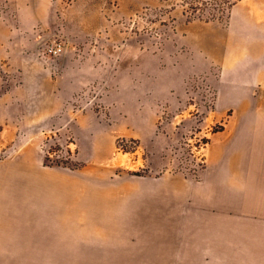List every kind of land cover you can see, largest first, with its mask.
Returning a JSON list of instances; mask_svg holds the SVG:
<instances>
[{"label": "crops", "instance_id": "0c3cea01", "mask_svg": "<svg viewBox=\"0 0 264 264\" xmlns=\"http://www.w3.org/2000/svg\"><path fill=\"white\" fill-rule=\"evenodd\" d=\"M8 1L14 19L0 23V59L5 60L8 73L6 80L0 77V128L6 132H34L48 126L66 100L99 80L106 86L103 102L110 120L100 121L92 112L81 114L71 125L79 143L93 142L94 133L110 132L137 140L157 155L161 153V149L154 151L160 146L156 132L160 111L175 108L185 78L208 74L215 64H224L222 77L211 81L216 91L215 112L254 115L249 112L253 92L264 81V18L240 2L232 7L226 27L186 24L181 13L177 14L174 31L162 51L155 52L151 41L142 44L141 35L128 33L118 23L145 7H162L160 0H117L114 11L104 0H74L62 12L66 34L78 44L87 37L107 36L109 42L85 46V59L67 51L58 62L59 74L52 78L35 56L37 44L31 31L57 27L58 3ZM126 36L129 39L123 48H111V43H120ZM18 117L22 122L16 124ZM224 148L230 150L224 152ZM210 170V188L200 190L161 187L80 192L75 188L78 178L45 174L47 184L61 183L57 186L67 189L55 196L45 194L44 205L49 208L40 209L37 219L59 214L64 208L72 216L45 221L87 223L41 225L83 230L78 236L55 239L42 232L40 242L49 239L48 244L54 245L49 251L57 255L68 248L81 249L78 255L53 257L81 264H190L202 260L209 236L214 244L237 246L233 264H264V124L235 127L223 143H216ZM19 192L9 190L10 197ZM54 205L59 208L54 210ZM28 209L23 210V222L36 218L32 219ZM130 229L140 230V236L144 233L147 242L141 243L139 237L140 242L129 244L124 231ZM62 243L69 246L62 250L55 246ZM238 246H244L245 253L239 254Z\"/></svg>", "mask_w": 264, "mask_h": 264}, {"label": "rangeland", "instance_id": "374dc122", "mask_svg": "<svg viewBox=\"0 0 264 264\" xmlns=\"http://www.w3.org/2000/svg\"><path fill=\"white\" fill-rule=\"evenodd\" d=\"M58 3L59 24L54 30L33 28L31 35L36 41L35 56L52 78L60 72L54 62V68L46 67L38 55L41 46L48 45L57 39L64 44V56L72 50L80 59H85L84 51L88 44L96 47L109 42V38H85L78 44L64 30L62 12L70 5H64L63 0H51ZM107 3V0H104ZM109 9L114 11L118 7ZM162 7H145L134 16L119 21L128 33L140 40L151 41L155 52H161L164 42L174 31L177 24V14L181 13L183 21L188 23H216L226 27L230 20L232 7L240 2L249 8L250 13L264 18V0H160ZM14 19L8 0H0V23ZM129 37L120 43H111L113 50L123 48ZM150 44V43H149ZM145 47V46H144ZM149 49V48H147ZM61 56V57H62ZM60 57V58H61ZM5 60L0 59V77L6 80L8 73ZM224 64H215L208 74L189 76L183 81V92L174 109L160 111L156 132L160 146L152 155L139 141L116 137L113 133L92 134L93 142L79 143L71 130V125L85 112L96 114L100 121L110 120L108 108L104 105L106 94L104 82L96 80L83 87L81 91L65 101L62 110L52 119L51 124L37 131L17 129L6 132L0 128V264H81L82 262L54 259L62 255H78L81 249H65L68 244L55 245L60 250H54L49 245V239L40 242L41 233L50 235V239L67 238L80 235L83 229L59 230L42 228L41 225L52 224H85L77 220L45 221L56 218L70 217L72 214L62 208L59 214L42 215L37 219L41 210H45L44 195L55 196L67 187L57 183L54 186L46 183L45 174H61L70 178H78L75 186L77 191L85 189H209L210 154L216 143H223L235 127L243 125L264 124V81L253 92L250 108L254 115L241 116L236 110L228 111L220 116L215 112L216 91L211 85L213 79H220ZM16 86L18 79H15ZM260 113V115H257ZM16 124L22 118L15 119ZM18 128V127H17ZM107 135L109 137H107ZM81 144V145H80ZM83 145V146H82ZM230 148H224L228 152ZM178 185H177V182ZM170 182V185H165ZM48 187L38 191L36 188ZM20 190L10 197L9 190ZM132 199V198H126ZM24 204H26L24 206ZM29 208L31 222H23V210ZM49 208V207H46ZM56 210L57 206H52ZM79 211H83L80 210ZM88 214H86L87 218ZM80 217V216H79ZM44 219V220H42ZM24 227H30L29 232ZM42 230H38V229ZM98 232L99 230H95ZM113 231V230H112ZM25 232V233H24ZM129 237L128 243L140 242L145 244L144 233L140 230H125ZM164 234L166 230H163ZM94 233V232H92ZM86 234V233H85ZM165 236V235H164ZM140 237V238H139ZM207 245L202 253V260L190 264H233L236 259V248L231 244H214L212 237H207ZM239 254L246 251L244 246H238ZM234 249V253H232ZM245 249V250H244ZM243 252V253H242Z\"/></svg>", "mask_w": 264, "mask_h": 264}, {"label": "built area", "instance_id": "2783aa9c", "mask_svg": "<svg viewBox=\"0 0 264 264\" xmlns=\"http://www.w3.org/2000/svg\"><path fill=\"white\" fill-rule=\"evenodd\" d=\"M72 1L73 0H63L62 2L64 3V5L68 6L72 3ZM107 3L111 7H115L116 5L115 0H107ZM63 53H64V44L62 41L57 39L51 40V42L48 45H43L41 46V49L38 50V55L45 63L44 65L50 69L54 68L55 64L53 63L59 60L60 57L63 55Z\"/></svg>", "mask_w": 264, "mask_h": 264}]
</instances>
